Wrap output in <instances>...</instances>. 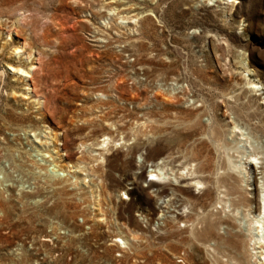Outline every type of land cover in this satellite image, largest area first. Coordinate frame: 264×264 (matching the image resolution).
I'll return each mask as SVG.
<instances>
[{
  "label": "rangeland",
  "instance_id": "1",
  "mask_svg": "<svg viewBox=\"0 0 264 264\" xmlns=\"http://www.w3.org/2000/svg\"><path fill=\"white\" fill-rule=\"evenodd\" d=\"M14 3L0 4V264H236L208 247L210 220L264 262L246 232L264 238V0ZM122 237L132 259L116 263Z\"/></svg>",
  "mask_w": 264,
  "mask_h": 264
},
{
  "label": "bare ground",
  "instance_id": "2",
  "mask_svg": "<svg viewBox=\"0 0 264 264\" xmlns=\"http://www.w3.org/2000/svg\"><path fill=\"white\" fill-rule=\"evenodd\" d=\"M90 2V1H89ZM91 3V2H90ZM0 4L1 5H3V7H4V5H6L7 6V10L9 11H11L12 10V12L15 10V8L14 9H11V8H13V6H15L16 5V3H14V0H0ZM5 6V7H6ZM6 10V9H5ZM99 13V12H98ZM119 15V14H118ZM108 16V15H107ZM102 17V16H101ZM104 17V16H103ZM111 19V18H110ZM36 22H37V19L36 18H32L31 20H30V22H28L27 23V25H31V26H35V24H36ZM60 26H62V28H63V24L62 23H60L59 24ZM20 49L21 48H15V50H14V52L13 53H15V54H18V53H20ZM9 69L11 70V71H21V68H15V67H13V66H11V65H9ZM24 74H25V77H30L29 75H28V71L27 70H23L22 71ZM50 105V104H49ZM45 109H48V107L47 108H45ZM49 111V110H48ZM38 135H40V133H38V134H36L35 136L37 137ZM106 140H108L107 138H104L103 139V143L106 141ZM108 142V141H107ZM106 142V143H107ZM56 149H57V147H55ZM54 148V150H56ZM100 150V149H99ZM57 153V152H56ZM46 155V154H45ZM48 157V156H47ZM56 166V165H55ZM57 171V170H56ZM53 172V171H52ZM160 171H154V172H152L150 175L151 176H154L155 178H161L162 177V175L163 174H161V173H159ZM54 173V172H53ZM248 177V176H247ZM60 179V178H59ZM2 180H3V178H2ZM2 180H0L1 182H3ZM247 180H248V178H247ZM61 181V180H60ZM6 182V180L4 179V183ZM54 182H56V180H54ZM53 182V183H54ZM59 182V181H58ZM197 186H199V185H201V183L200 182H194ZM214 183V182H213ZM212 183V184H213ZM221 183V182H220ZM50 184V183H49ZM58 184V183H57ZM194 184V185H195ZM0 185H1V183H0ZM1 186H3V185H1ZM200 188V187H199ZM3 189H5V188H3ZM231 189V188H230ZM232 193L230 192V193H227L226 194V196H231L232 198H230L231 200H232V203L233 204H236L237 203V201L240 203L239 205H240V207H243V209L247 212V215L248 216H250V215H252L253 213H255V211H253L252 209H251V200H249L248 198H246V197H243L241 194H240V188L239 187H234V188H232ZM209 193V192H208ZM217 198V197H216ZM230 200V201H231ZM227 203H228V201H227V198L225 199V196L224 197H222V199H219V198H217V204H220V205H222V209L224 208V207H226V205H227ZM242 203V204H241ZM238 204V203H237ZM233 206V205H232ZM235 206V205H234ZM233 208V207H232ZM264 215V209H263V212H262V216ZM259 217H261V215H260V213H259V215H258ZM258 217V218H259ZM257 218V219H258ZM227 219V218H226ZM256 220V219H255ZM211 222H209L208 223V225H207V228L205 229V232H206V234L209 236L208 238H211V241H209L210 243H209V245H208V247L209 248H211L212 247V249L214 250V251H217V250H219L220 248H222L223 250H231L233 253H234V255L236 256V259L234 258V257H232V259H234L235 260V263L236 264H244L243 263V261H242V258L240 259V258H238V256H242L243 255V251H244V246H243V242H244V233L242 232V231H240L239 229H238V227H236V225L234 226H231L230 225V227L228 226L227 227V230H225V233H220L219 231H218V229L219 228H217L218 226H217V224L216 223H218V222H214V221H212V220H210ZM222 221V220H221ZM224 221V220H223ZM222 221V222H223ZM256 223H258V224H261V227L263 226V228H264V221L263 220H261L260 218L258 219V220H256L255 221ZM221 223V222H220ZM224 223V222H223ZM251 225H252V222L250 223ZM251 225H250V228H248L247 230H246V232H247V236H249V237H251L250 239V241H253L254 240V244H255V246H257L256 248H254V249H264V238H262L263 237V235H261L260 233V230L258 231L257 230V228H256V230L259 232H257L256 233V231H255V233H253L252 231H253V227H251ZM260 234V235H259ZM207 235H206V237H207ZM129 243V242H128ZM213 243V244H212ZM125 244V243H124ZM131 249V248H130ZM247 253L250 255V252H249V249L247 250ZM260 262H261V259L259 260ZM136 264H138V263H136ZM261 264H264V262H261Z\"/></svg>",
  "mask_w": 264,
  "mask_h": 264
},
{
  "label": "built area",
  "instance_id": "3",
  "mask_svg": "<svg viewBox=\"0 0 264 264\" xmlns=\"http://www.w3.org/2000/svg\"><path fill=\"white\" fill-rule=\"evenodd\" d=\"M139 218H140L139 220L143 219L142 220V224H141L142 226L147 225V222L145 221V218H141V216ZM116 245H118V251H117L116 256H115L116 263L121 262V260L124 258V256L126 254H127L128 257L129 256L131 257L130 259H132V255L131 254L133 253V251L130 249L131 248L130 244L128 243V241L124 237H122L121 239L117 240V244ZM133 258H134V256H133ZM136 263H138V264L142 263L143 264L144 261H142V260L139 261L138 258H134L132 264H136Z\"/></svg>",
  "mask_w": 264,
  "mask_h": 264
}]
</instances>
